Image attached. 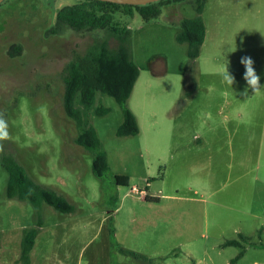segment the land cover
I'll list each match as a JSON object with an SVG mask.
<instances>
[{
    "label": "rangeland",
    "instance_id": "374dc122",
    "mask_svg": "<svg viewBox=\"0 0 264 264\" xmlns=\"http://www.w3.org/2000/svg\"><path fill=\"white\" fill-rule=\"evenodd\" d=\"M77 2L0 4V111L13 136L0 153V264H22L23 230L32 227L38 234L30 264H264V94L248 89L243 95L240 63L250 57L264 85V0H207L201 14L206 38L194 61L175 39L176 21L196 16L191 2L170 5L149 22L136 12L114 11L116 33L57 27L59 9ZM101 45L110 52L127 48L140 74L127 101L137 135L117 136L123 115L112 97L96 91L89 108L80 93L75 97L82 127L95 130L107 160L99 180L92 173L94 153L75 144L80 128L64 111L63 93L69 67L88 68L87 57ZM226 64L235 77L232 88L222 75L206 77V70L222 71ZM207 86L241 90V124L216 120L223 147L239 148L235 157L209 159L206 143L193 139L206 140ZM100 107L109 112L97 116ZM10 161L73 211L9 198ZM121 175L128 186L114 183ZM213 203L230 210H211ZM254 232L244 256L232 263L241 249L221 245Z\"/></svg>",
    "mask_w": 264,
    "mask_h": 264
},
{
    "label": "trees",
    "instance_id": "16d2710c",
    "mask_svg": "<svg viewBox=\"0 0 264 264\" xmlns=\"http://www.w3.org/2000/svg\"><path fill=\"white\" fill-rule=\"evenodd\" d=\"M207 0H159L154 3L134 6L120 5L111 2L97 0H78L76 4L64 6L56 14V26H67L74 31L108 29L111 32H118L113 26V12L122 9L127 16L132 17L133 12L140 15L144 22L157 19L162 14V8L182 2H191L196 16L184 18L180 21L179 31L176 32V42L187 45V57L191 61L198 58L200 48L205 38V25L201 14ZM128 32V31H126ZM14 51H19L13 46ZM88 68L81 65H72L66 72L63 106L66 115L76 121L80 128L75 139V144L83 149L94 153L92 159V173L102 180L108 171V164L105 155L98 151V139L93 128H83L80 112L74 107V100L80 93L81 103L89 108L93 104L96 91L108 95L120 106L123 115V122L117 129V136H134L139 133L137 120L132 111L127 107L134 85L139 77V68L134 62L130 51L120 47L116 52H110L104 46L95 48L87 57ZM83 66V67H82ZM109 112L106 108H98L95 111L97 116L106 115ZM9 180L6 193L9 198H17L27 201L34 207L45 203L61 213H71L73 206L63 197L49 191L32 182L25 174L22 167L10 161ZM150 181V180H149ZM148 181V183H149ZM114 183L117 186H128L127 176H115ZM147 202L157 203L155 198H144ZM37 227L23 230L21 240L20 260L22 264H30V253L34 247L37 237ZM113 236V230L111 237ZM113 243L114 238L112 237ZM249 242L247 237L242 235L238 239L225 241L222 247H237L241 249L238 255L231 261H237L244 256V244Z\"/></svg>",
    "mask_w": 264,
    "mask_h": 264
},
{
    "label": "crops",
    "instance_id": "0c3cea01",
    "mask_svg": "<svg viewBox=\"0 0 264 264\" xmlns=\"http://www.w3.org/2000/svg\"><path fill=\"white\" fill-rule=\"evenodd\" d=\"M176 6H177V4H176ZM163 9H164V11L162 13H164V15H165L166 9H168V8L164 7ZM181 20H182V17L179 18L176 22L177 23L179 22V24H180ZM204 25H205V23H204ZM205 30H206V27H205ZM178 31H179V28H177V32ZM205 38H206V32H205ZM205 38H204V41H205ZM162 65H163L162 72H165L164 71L165 70V66H164L165 63L162 62ZM221 72L222 71L206 70V77H213L216 75H221ZM157 74H159V73H157V72L152 73V75L154 77H157L158 76ZM182 75H183L184 79L186 80V78L188 77L187 70H185ZM189 91L185 94L183 93V95L187 96V97H185L186 100H187V98H190L189 97V95H190ZM240 91L241 90H238V89L227 90L226 88H212L210 86L206 87V121H205L206 122V140H204L202 142L203 138H201L199 136H194L193 139H195L197 142H199L198 144H200V145L203 143H206V157L209 159H219L220 157L222 158V156H225L226 154H229V156L235 157L238 150H239V148L234 147L233 144L231 146H229L228 148L223 147L225 144V143H223L224 138L220 134H218L217 123H216L217 121L216 120L218 118H220V116H222L223 120L225 121L224 123H229V124L233 123L234 125H236V124L240 125L241 124V122H240L241 118L240 117H242V116H240L238 114L239 107L237 105L238 101H239L238 95L240 94ZM181 95H182V93H181ZM213 103H215L216 105ZM132 113L135 116V113L133 111H132ZM135 118H136V116H135ZM136 120H137V118H136ZM220 123L223 124L222 122H220ZM137 124H138V122H137ZM234 139H235V136H233L231 138L232 143H234ZM240 153H241V150L239 151V154ZM206 191H207V189H206ZM210 194H213V191ZM223 208L229 209V207H226L225 205L213 203L211 210L225 211ZM256 232H254L252 234V236H250V237L246 236L244 233H239L238 236L242 235L244 237H247L250 241L252 237L256 236ZM261 232L264 233V229ZM223 248H225V247H223Z\"/></svg>",
    "mask_w": 264,
    "mask_h": 264
},
{
    "label": "clouds",
    "instance_id": "9594fccd",
    "mask_svg": "<svg viewBox=\"0 0 264 264\" xmlns=\"http://www.w3.org/2000/svg\"><path fill=\"white\" fill-rule=\"evenodd\" d=\"M240 63L244 66L245 72L243 79L247 83V88L243 92V95L247 96L248 89L254 92V95L264 94V85L260 83V76L256 73L254 68V61L250 57H242ZM223 81L232 88L235 83V77L229 72L227 64L224 66L222 72ZM13 136L10 132V124L8 119L5 117L4 113L0 111V153L4 151L5 141L12 140ZM131 211V210H129Z\"/></svg>",
    "mask_w": 264,
    "mask_h": 264
},
{
    "label": "water",
    "instance_id": "95a60500",
    "mask_svg": "<svg viewBox=\"0 0 264 264\" xmlns=\"http://www.w3.org/2000/svg\"><path fill=\"white\" fill-rule=\"evenodd\" d=\"M4 0H0V4ZM97 1H102V2H111L115 4H120V5H134V6H140V5H146L150 3L157 2L159 0H97Z\"/></svg>",
    "mask_w": 264,
    "mask_h": 264
}]
</instances>
